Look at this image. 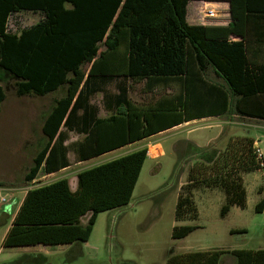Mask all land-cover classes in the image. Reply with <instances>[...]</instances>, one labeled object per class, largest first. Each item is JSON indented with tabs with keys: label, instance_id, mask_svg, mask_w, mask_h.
<instances>
[{
	"label": "trees",
	"instance_id": "16d2710c",
	"mask_svg": "<svg viewBox=\"0 0 264 264\" xmlns=\"http://www.w3.org/2000/svg\"><path fill=\"white\" fill-rule=\"evenodd\" d=\"M189 1L0 0V74L16 78V95L43 96L66 86L43 117L45 140L32 158L25 181L70 164L64 144L68 131L84 135L74 142L76 161H81L205 116L208 106L217 110L214 114L229 111L264 121V0H211L228 2L230 20L225 25L189 24ZM21 11L40 13L41 18L19 32L8 31V18ZM100 42L103 50H99ZM208 68L223 80L222 86L202 76ZM182 76V102L174 98L139 108L128 97L126 80L168 82ZM109 77L119 79V92L113 112L102 118L90 95L105 89L91 84ZM195 81L203 83L201 91ZM5 95L0 83V106ZM112 99L111 95L110 103ZM254 141L240 135L229 138L221 149L214 144L192 145L193 163L179 187L174 219L197 218L193 195L200 187L223 192L221 216L232 205L243 208L247 193L242 175L260 168ZM146 157L147 148L142 147L80 170L74 191L67 178L28 188L14 215L9 213L7 220L0 221L5 226L11 219L2 246L87 241L99 212L130 202ZM263 209L264 196L255 205L256 211ZM195 227L174 225L171 237H185ZM224 253L232 254L236 264H264V248L183 252L170 255L166 264H219ZM22 258L27 264L46 262L43 254Z\"/></svg>",
	"mask_w": 264,
	"mask_h": 264
},
{
	"label": "rangeland",
	"instance_id": "374dc122",
	"mask_svg": "<svg viewBox=\"0 0 264 264\" xmlns=\"http://www.w3.org/2000/svg\"><path fill=\"white\" fill-rule=\"evenodd\" d=\"M208 4L214 5L218 14L207 20L226 24L229 20L228 3L209 2ZM196 7L193 2L188 4V21L192 20L191 16L195 17ZM40 18V13L21 11L8 18L6 27L10 32H19L23 27L34 24ZM199 20L198 18L194 22ZM104 48L103 42H100L99 50ZM15 80L16 78L8 73L0 74V83L6 94L0 107V209L2 211L0 217L3 212L14 211L28 187L46 184L55 178H67L70 181L80 167L84 166L76 162V145L70 139L67 144L69 167L55 174L39 173L34 181H25L24 175L33 164L32 158L45 140L41 132L43 117L52 106L54 98L65 93L66 86L43 96L33 94L18 96L15 93ZM118 82L117 77L97 79L91 85L105 90L93 92L90 95L91 103L98 105L103 100L109 101L113 88ZM126 84L130 85L129 80H126ZM142 86L143 82L133 83L131 90L134 100L137 99L136 92ZM228 116L232 123L227 130H224L220 141L218 140L216 144L212 143L216 148L224 147L227 142L226 135L236 133L256 138L259 147L264 150L263 120L234 114ZM205 124H209V121H202L165 135L162 143L164 154L159 158L156 157L155 160L150 158L144 160L130 202L99 212L86 242L71 248L56 247L52 250L42 246L5 248L0 250V264H26L20 259L23 254L28 253H43L46 258L44 263L32 262V264H166L170 255L183 252L264 248V209L255 210L256 203L264 196V167L244 174L243 183L247 194L246 205L243 208L232 205L228 212L221 216L223 192L200 187L193 195L198 212L197 218L179 221L174 219L179 187L187 180L188 169L193 163L192 157L189 156L192 143L186 142L184 138L212 134L214 128L187 133L189 128ZM174 140L179 141L174 144ZM136 147L134 145L131 148ZM159 152L155 146L149 149L152 155ZM119 153L120 151L107 154L96 160L107 161ZM176 162L180 163L174 174ZM2 198L5 200H1ZM3 218L7 220L8 217ZM174 225L196 227L185 237L172 238L171 231ZM3 228L4 226L0 225V237ZM232 229L245 231L231 233ZM38 259L42 258L38 257ZM219 264H236V259L230 253H224L220 257Z\"/></svg>",
	"mask_w": 264,
	"mask_h": 264
},
{
	"label": "crops",
	"instance_id": "0c3cea01",
	"mask_svg": "<svg viewBox=\"0 0 264 264\" xmlns=\"http://www.w3.org/2000/svg\"><path fill=\"white\" fill-rule=\"evenodd\" d=\"M190 2H193L197 7L194 8L195 9V17L191 16V19H192L191 21L187 20V11H186V21L189 24L225 25V24H218L217 22H210L207 19H204L202 17V8L204 7L205 4H208L209 2H227V1L190 0L188 2V4ZM188 4H187V6H188ZM228 6H229V4H228ZM198 18L200 19L199 22H194V20H198ZM229 20H230V14H229ZM229 20L226 22V24L229 22ZM192 70L193 71H197L196 67H194V66L192 67ZM202 76L205 79H207L209 81V83H216V84H218L220 86L223 85V80L219 76H217L209 68L204 73H202ZM145 81H146L145 79H143V80H129V84L130 85H129V89H128V97H129L131 103L134 104L135 106H137L139 108H152L159 101H162V100L171 101L174 98L179 100V101L181 100V102L183 101V98H182L183 94H184V80H183V76L182 77L172 78V80H169L168 82H167V80H153V79L147 81V83ZM140 82H143V86H142V88H140V90L138 92H136L137 99L134 100L132 98V90H131L132 88L131 87H132L133 83H140ZM195 82L198 84V90L201 91L203 83L201 81H200V83H199V81H195ZM118 92H119L118 88L116 86H114L113 91H112V97H113L112 102L110 103L108 101L109 103L108 102L106 103L103 100L102 103H99L97 105V108H98L97 116L98 117H102V118L103 117H107L113 112V109H114V106H115V96L118 94ZM206 98H208V97L206 96ZM205 110L206 111L203 114L205 116L195 117V118H193L191 120L183 121L181 123L175 124V125H173V126H171L169 128H166L164 130H160V131H158V132H156V133H154V134H152L150 136H146V137L141 138L139 140L128 142V143H126V144H124L122 146H119L117 148H113V149H111V150H109L107 152H104L102 154H99L97 156H93L91 158H88V159H85V160H81V161H76V162L84 165L83 167H80L79 171L83 170V169H86V168H89V167H92V166H95V165H98L100 163L106 162V161H98V160H96L97 158H101L104 155L113 154V153H116V152L120 151V153L117 154V156H113L110 159V160H112V159L118 158L120 156H123L125 154H128L130 152H133L135 150H138V149L144 147L145 145H146V148H148V153H147V157L146 158H150L151 160H153V159L155 160L156 157L159 158V157H161L164 154V147H163L162 143L164 141L163 137L165 135L169 134L170 132L181 130V129L186 128V127H188L190 125L197 124V123L202 122V121L203 122L209 121V124H205V125H202V126L189 128L187 130V133L191 134V133L195 132L196 130L213 129L214 128L215 130L213 131V133L212 134H205L203 137H200L199 135H195L193 137H186V138H184V140L186 142L192 143V145L197 146V147H204V146H207V145L212 144V143L216 144V142H218V140L222 137V134H223L224 130H227V127L229 126V124L232 123L231 118L228 116L229 114H232V113L229 112V111H225V112L220 113V114H214V113H217V110H212V109H210L209 106L206 107ZM244 118H249V117H244ZM251 119H255V118H251ZM257 120H259V119H257ZM241 125H247V124L246 123H241ZM251 125L256 127V125H254V124H251ZM240 135H243V134L229 133L228 135H226V137H227L226 139L228 141L229 138L234 137V136H240ZM83 136H84L83 134H78V133L73 132V131H68V138L64 141V144L67 145L68 141H70V139L72 140L71 142L79 141V140H81L83 138ZM262 137H264V136H262ZM254 140H256V138H254ZM178 141L174 140V144L177 143ZM259 141L262 142L263 140H259ZM134 145H136L137 147L136 148H131ZM152 146H155L157 148V150H159L160 152L158 154H156V155H152L151 153H149V149ZM107 161H109V160H107ZM90 163H92V164H90ZM69 166H70V164L68 166H65V167H63V168H61V169H59V170H57L55 172L49 173V174H55V173L60 172L63 169L69 167ZM76 174L70 179V181L67 179L69 187H70V189L72 191H74L77 188ZM243 176H244V174L242 175V177ZM57 179H59V178L53 179L52 182L57 180ZM72 182H75V183L72 184ZM37 186H39V185H37ZM31 187L32 186H30L28 188H31ZM245 189H246V187H245ZM205 190H208V189H205ZM25 191H24V193H25ZM246 193H247V191H246ZM20 202H21V200L17 203V207L19 206ZM17 207L14 209V211L12 210L10 212H7V211L3 212V214L0 217V221H4V218H3L4 216L5 217L6 216L9 217L8 216L9 213H12V216H13L15 211H16V209H17ZM1 212L2 211L0 209V213ZM88 216H89V214L84 215L81 218V222L85 223L87 218H88ZM10 222H11V219L7 222V224L3 228V231H2L1 237H0L1 242H2V239H3V237H4L5 233H6L9 225H10ZM84 242H86V241H84ZM84 242H79V243L78 242H73V243H63V244H42V243H39V244H35L34 246L30 245V246H24L22 248H36V247L42 246V247H45V248L48 247L49 249L52 250V248H56V247H59V248H71V247H73L75 245L76 246L77 245H81V243H84ZM5 248H10V247H5V246H2V245L0 246V250L5 249ZM44 253H46V252H44ZM28 254H34L35 255L37 253H28ZM38 254H43V253H38Z\"/></svg>",
	"mask_w": 264,
	"mask_h": 264
},
{
	"label": "built area",
	"instance_id": "2783aa9c",
	"mask_svg": "<svg viewBox=\"0 0 264 264\" xmlns=\"http://www.w3.org/2000/svg\"><path fill=\"white\" fill-rule=\"evenodd\" d=\"M217 14H218V10L214 5L205 4L204 7L202 8V17L204 19L214 18L217 16ZM253 148L259 166L264 167V150L259 147L257 140L254 141ZM147 153H148V148H147ZM1 200H5V199L2 198Z\"/></svg>",
	"mask_w": 264,
	"mask_h": 264
},
{
	"label": "flooded vegetation",
	"instance_id": "af4514ba",
	"mask_svg": "<svg viewBox=\"0 0 264 264\" xmlns=\"http://www.w3.org/2000/svg\"><path fill=\"white\" fill-rule=\"evenodd\" d=\"M23 255H24V254H23ZM23 255H22V256H23ZM20 261L25 262V263L27 264V259H26V258H24V259L21 258Z\"/></svg>",
	"mask_w": 264,
	"mask_h": 264
}]
</instances>
